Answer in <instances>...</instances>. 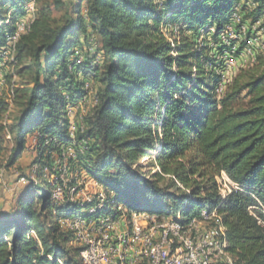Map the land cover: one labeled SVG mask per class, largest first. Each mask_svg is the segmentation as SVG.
Wrapping results in <instances>:
<instances>
[{
	"label": "trees",
	"instance_id": "1",
	"mask_svg": "<svg viewBox=\"0 0 264 264\" xmlns=\"http://www.w3.org/2000/svg\"><path fill=\"white\" fill-rule=\"evenodd\" d=\"M239 1L36 0L13 44L29 0H0V170L17 165L28 141L36 155L0 213V264H81L56 217L91 203L52 198L63 184L53 155L66 147L64 192H78L85 175L105 193L93 217H117L118 206L182 221L215 211L234 264H264V53L215 94L249 37L233 53L221 42L236 5L248 26L264 5ZM87 79L97 104L71 140L66 111L88 93Z\"/></svg>",
	"mask_w": 264,
	"mask_h": 264
},
{
	"label": "bare ground",
	"instance_id": "2",
	"mask_svg": "<svg viewBox=\"0 0 264 264\" xmlns=\"http://www.w3.org/2000/svg\"><path fill=\"white\" fill-rule=\"evenodd\" d=\"M35 1L36 0H32V2ZM261 9L262 10L259 18L258 19L256 18L257 20L251 23L249 26L247 25L248 23L244 24L241 22V16L237 10L233 11L232 23L227 25L225 31L220 36L221 42L224 44V46L228 48V51L233 53L237 49L236 47L238 41L240 40V36H242L241 34H245L247 32H249L247 45L245 47V49L247 48V53L251 57H254L257 49H261V51L264 49L263 44L259 45V40H258V35L264 33V28L262 27V22L264 21V5ZM18 34L19 33H16L12 37L13 44L16 42ZM230 65H231V59L228 60L227 68H230ZM227 68L224 73L225 75L224 74L221 75L220 82L217 84L215 88V94L218 96L223 93L225 84L226 82H228V80L226 79ZM88 87L90 86L87 84V92L89 89ZM86 104H87V97L85 96L83 100L78 102L76 105L69 106L67 108V114L70 120L69 135L71 137V140L72 138L75 137V134L78 130L76 129L73 119L71 120L70 118L71 116H73V114L79 113V117L81 118V123H82L84 120L83 118L85 117V115H87L88 112V110L84 108ZM73 107L74 109H72ZM75 144L77 143L75 142ZM68 148L72 150L71 147ZM35 167L37 166L34 165V168ZM59 188H61L60 185H56V187H54V189L52 190V198L58 202H65L62 201L60 198ZM74 191L75 188H70L69 192H67V199L76 198L75 195L77 194V192ZM104 201H105V193L100 192V197L98 199H94V200L91 199L88 201L91 203V205L89 206V208H87L86 214L82 215L81 213L75 212V213H69L67 215L66 214L59 215L56 217V221L58 225L63 230H66L71 234L72 244L81 248V254H80L81 264H89V258L87 255L88 246H86L85 243H82V242H86V228L84 226V223H88V229H95L96 226H108L109 224L118 220L119 215L117 217L111 216L109 214L98 215L95 217L92 216V214H94L97 210L103 208ZM70 202L82 203L81 200H74ZM132 214H146L155 217H161L162 221L171 223L174 226H176L177 232H169L170 240H177V233H178V236L181 240H184L186 242H195L196 234L195 231L193 230H200L205 234H209L210 240H202V248L204 250V256H206V258H209L210 264H220V263L234 264V260L232 256L228 253L227 245L226 242L224 241V233L226 228L220 225L217 228L212 226L214 219L217 218L215 211L208 212L207 210L203 209L198 215L192 216L191 218L185 221H182V218L179 214H177L176 217H172L168 215L159 216L155 214H149L147 212L143 213V211L134 212ZM124 218H131V215L130 216L125 215ZM189 227L192 230H189ZM133 236H134V228L122 229L119 233V242H133ZM160 248H161V237L153 236L152 239H150L148 242V249L145 251L144 254L141 255V264H157V254L158 251H160ZM98 252L100 253V258H107V251L105 244H98ZM58 262L60 264H63L61 260H58ZM113 264H124V262L122 261V258H113Z\"/></svg>",
	"mask_w": 264,
	"mask_h": 264
},
{
	"label": "built area",
	"instance_id": "3",
	"mask_svg": "<svg viewBox=\"0 0 264 264\" xmlns=\"http://www.w3.org/2000/svg\"><path fill=\"white\" fill-rule=\"evenodd\" d=\"M25 19L26 15L21 20V23H26L24 22ZM12 36L10 37L11 40ZM91 42L94 46L95 42L93 40ZM231 71L232 68H227L226 79L229 77ZM64 150L69 156H72V152L68 147ZM63 159L61 161H64ZM60 164L57 166H60ZM57 166L54 165L53 168L56 170ZM222 175L225 174L222 173ZM88 183L95 187V192L92 194L80 192L79 190L78 198L67 199V192L63 190L64 185L59 188L61 200L68 202L88 198L98 199L100 197V190L97 189V186L91 184L90 181ZM230 185L233 186L231 182ZM84 226L86 228V242L82 243L88 246L87 255L89 264H113V258H122L124 264H141V255L148 249V242L153 236L161 237V248L157 254V264H210L209 258L204 256L202 248V240H210L209 234H205L200 230H193L196 234L195 242L181 240L178 233L177 240H170L169 232H177V228L171 223L162 221L161 217L146 214H131V218H124V213H122L118 216L117 221L108 226H96L95 229H88V223H84ZM127 228H134L133 242H119L120 231ZM189 230L192 229L189 227ZM98 244L106 245L107 258H100Z\"/></svg>",
	"mask_w": 264,
	"mask_h": 264
},
{
	"label": "rangeland",
	"instance_id": "4",
	"mask_svg": "<svg viewBox=\"0 0 264 264\" xmlns=\"http://www.w3.org/2000/svg\"><path fill=\"white\" fill-rule=\"evenodd\" d=\"M252 1L253 0H240L239 3L242 6L243 3H247L248 4L250 2L252 4ZM34 4H35V2H32V0H29V2L27 3V5H26V8H27L26 19L24 20V22H26V23H21V20H20L17 23L16 33L20 34L21 32H23L25 30V28L27 27V25L31 22L32 16H33L32 15V10H33ZM254 5L255 4L253 3V6ZM238 9H239V4L236 5V8L234 10H237L239 12ZM240 9H241V7H240ZM61 13H62V10L54 11V16H59ZM263 39H264V33L259 34L258 35L259 45L263 44V46H264V40ZM11 43H12V40H11ZM257 52H263L264 53V49L262 51H261V49H257ZM253 60H254V57H251L247 53V48L244 51V55L242 56V59L231 60L230 68H232V71L230 72V75L227 78L228 82H226L225 87L231 81L232 76L237 73V70H239V68H241L242 66L244 68V66H246L247 64H250V62L253 61ZM97 62H99V60L98 61L95 60V63H97ZM14 80H17V78L14 77ZM85 84H88L90 86V87H88L89 88L88 89L89 93H86L87 104H86V106H84V108H86V110H88V112H87V115H88L89 112L91 111L89 109H92L94 106H96L97 99L94 96V92H93L94 91L93 90V81L87 79L85 81ZM2 90H3V83H0V93L2 92ZM4 90H6V87L4 88ZM224 90H225V88H224ZM92 100H93V102H92ZM14 115H15V110H12L11 113H10V118H13ZM87 115H85V117ZM73 117H74L73 122L75 123L76 129L77 130H79V129L82 130L84 122L81 123V118L79 117V113L78 114L77 113L73 114V116H71L70 119L72 120ZM8 120H10V119H8ZM6 139H7L6 145L8 146L9 145V142H8L9 141V136L8 135L6 136ZM29 145H30V142L28 141L27 147H26L25 151L23 152L21 158L17 161V165L15 167H12L11 169L5 170V171L3 169L0 170V213L8 211L11 208L13 198L15 197L16 193L18 192L19 188L23 184L26 183V179L23 180V177H21L22 174L32 175L30 173V170H31V165H32L33 159L35 158L36 155H35V153H33V154L28 156L27 148L29 147ZM72 151L73 150H71V152ZM60 154H61V157L58 156L57 153H55L53 155V162H54L53 164L55 166H57V165H59L61 163L60 166H57L56 170L62 172L61 173L62 176L60 177L63 180V184L62 185L60 184V186L62 187L68 182L67 178H68V175H69V167H68L67 159L69 157H72V156H69L65 150L62 151ZM5 157H6V152L2 156H0V166L4 163ZM62 157L64 158L63 159L64 161H61ZM33 169H36V167L34 168V166H33ZM46 173H48V171H46ZM49 178L50 179H54L52 176H50ZM220 179H221L220 176L216 177V180L219 183H220ZM89 181L91 182V184L97 186V189L100 190V192H103V190L100 188V186L94 180L86 177L85 175H82V176L78 177V179H77V186L80 187V192L91 193V194L93 192H95V187L91 186L88 183ZM75 197L78 198V192L75 195ZM91 199L94 200L95 198L81 199V201L82 202H85V201L88 202ZM117 209L121 210L122 213L125 212V210H124V208L122 206H118ZM72 215H74V214H72ZM125 215L126 214H124V216ZM168 216H172V215H168Z\"/></svg>",
	"mask_w": 264,
	"mask_h": 264
},
{
	"label": "crops",
	"instance_id": "5",
	"mask_svg": "<svg viewBox=\"0 0 264 264\" xmlns=\"http://www.w3.org/2000/svg\"><path fill=\"white\" fill-rule=\"evenodd\" d=\"M27 151H28V156L31 155V154H33V152L31 150H27Z\"/></svg>",
	"mask_w": 264,
	"mask_h": 264
}]
</instances>
